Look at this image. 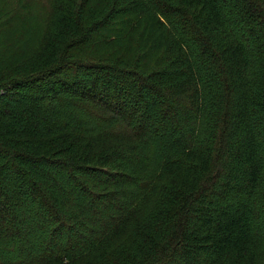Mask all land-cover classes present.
<instances>
[{"label":"trees","instance_id":"obj_1","mask_svg":"<svg viewBox=\"0 0 264 264\" xmlns=\"http://www.w3.org/2000/svg\"><path fill=\"white\" fill-rule=\"evenodd\" d=\"M0 264H264V0H0Z\"/></svg>","mask_w":264,"mask_h":264}]
</instances>
